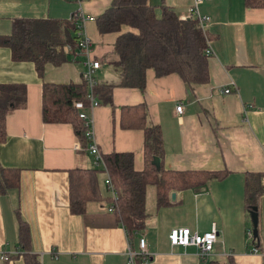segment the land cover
I'll list each match as a JSON object with an SVG mask.
<instances>
[{"label": "crops", "instance_id": "0c3cea01", "mask_svg": "<svg viewBox=\"0 0 264 264\" xmlns=\"http://www.w3.org/2000/svg\"><path fill=\"white\" fill-rule=\"evenodd\" d=\"M150 2L158 17L164 4L187 18L193 0ZM109 5L110 0L81 2L93 17L85 30L92 41L91 56L101 64L96 80L115 83L118 33H102L96 21ZM77 8L71 0H0V35L12 31L14 19L69 21ZM198 9L209 17L207 83L186 84L176 73L158 76L149 68L143 89L114 86L111 103L87 104L84 111L92 118L101 154L131 153L135 171L144 168V131L122 128L120 120L124 107L143 105L146 123L161 131L164 169L222 173L203 186L171 191L170 203L161 207L154 188L147 187L148 215L131 251L137 252V238L143 236L151 257L144 262L136 256L135 264H264V8H246L244 0H204ZM67 50L61 64L47 63L39 74L33 62L14 61L10 49L0 46V84H24L26 89L24 106L6 116V139L0 146V164L19 172V185L0 192V264H25L16 210L29 228V252L40 264H126L128 259L130 238L105 203L90 202L82 214L69 210L68 170L94 168L93 156L79 151L70 124L42 121L43 82L83 80L86 55L77 48ZM225 87L231 91L222 92ZM178 104L181 113L175 110ZM98 169L103 182L106 173ZM250 174L258 176L261 189L254 216L244 208ZM213 224L217 240L204 258L195 247L172 246L168 240L172 228L204 234ZM249 227L255 228L251 238L246 235Z\"/></svg>", "mask_w": 264, "mask_h": 264}, {"label": "trees", "instance_id": "16d2710c", "mask_svg": "<svg viewBox=\"0 0 264 264\" xmlns=\"http://www.w3.org/2000/svg\"><path fill=\"white\" fill-rule=\"evenodd\" d=\"M244 5L246 8H264V0H244ZM160 8L161 16L158 17L150 0H110L109 7L96 19L102 33H118L114 42V54L117 55L113 64L117 77L115 83L96 80L90 89L84 80L78 83L43 82L42 121L70 124L79 140V151L87 150L88 140L75 102L81 101L86 106L89 94L99 104L111 103L114 86L143 89L149 68L158 76L176 73L186 84L209 81L208 58L212 54L207 52L206 30L202 31L192 16L180 18L164 4ZM77 22L74 13L69 21L17 18L13 21L12 31L8 35H0V46L10 49L14 61L33 62L37 72L42 74L45 64L59 65L65 60L63 50L66 46H70L67 53L77 48ZM124 27L129 30L122 31ZM25 100L24 84H0V146L6 139V116L23 107ZM120 125L144 131L143 170H134L131 153L113 152L104 156L116 198L104 183L105 179L101 182L99 169L75 167L68 170L69 210L82 214L90 202L105 203L107 208L113 206L111 212L132 241L135 234L144 228L148 215L145 208L148 186L154 188L156 205L161 207L170 203L171 191L203 186L222 173L164 169L161 131L158 126L146 123L143 105L124 107ZM155 158H158L159 168ZM245 181L244 208L250 213L256 208V197L261 189L257 175L250 174ZM18 185V170L0 164V192ZM16 211L18 248L24 250V262L40 264L38 257L29 252L28 225Z\"/></svg>", "mask_w": 264, "mask_h": 264}, {"label": "built area", "instance_id": "2783aa9c", "mask_svg": "<svg viewBox=\"0 0 264 264\" xmlns=\"http://www.w3.org/2000/svg\"><path fill=\"white\" fill-rule=\"evenodd\" d=\"M78 3V8L74 11V15L78 18L77 22V31L76 36L78 37L77 42V49L83 52L86 55V60L84 62L85 69L82 72V79L88 84L89 88L95 84V73L100 68V61L93 59L91 56V49H92V41L90 37L87 35L85 30V24L88 20H92L93 17L87 15L82 6L81 2L82 0H71ZM204 0H193L192 5L188 8L187 11V17H194L196 18L200 28L202 31L206 30L207 24L209 22V17L203 14L199 13L198 6L203 2ZM66 48L69 50L70 46H66ZM207 52L209 54L211 53L210 47L208 46ZM222 92L229 93L231 90L228 87L222 88ZM98 101H96L91 94H89V106L90 108H93L94 106L98 105ZM75 107L78 109V115L79 117L84 121L86 130H85V136L88 140L87 145V151L93 156V166L94 168L98 169L101 168L105 171L106 177L104 183L109 188V190L112 192V195H114V198H116V193L113 188V184L111 181V178L109 176V172L104 160V156L101 154L98 145L96 143L94 132H93V123L92 118L89 117L86 112L84 111L85 105L81 101L75 102ZM183 109V106L181 104H178L175 108L176 112L181 113ZM113 209V206L108 208L109 211ZM217 229L215 225L213 224L211 230L204 234H199L197 232H192L189 228L186 227H175L172 228L168 233V240L172 246H182V247H188L193 246L196 248L197 255L200 258H204L208 254L211 253L213 249V245L217 240ZM246 235L251 238L252 228L249 227L246 229ZM131 244L132 241L128 240V259L126 264H135V258L136 256L140 257L142 261L147 262L150 257L151 253L149 252L148 245L146 242V239L143 236H138L137 238V252L131 251ZM252 251L256 252L258 251L257 248H253ZM1 258L3 260L7 259V256L2 254Z\"/></svg>", "mask_w": 264, "mask_h": 264}, {"label": "water", "instance_id": "95a60500", "mask_svg": "<svg viewBox=\"0 0 264 264\" xmlns=\"http://www.w3.org/2000/svg\"><path fill=\"white\" fill-rule=\"evenodd\" d=\"M155 164H156V167L159 168V167H158V166H159L158 158H155ZM171 198H172V200H174V198H175V193H172V194H171ZM255 210H256V208L253 209V210L250 212L253 216L255 215V213H254ZM253 223H254V226H255V221H254V220H253ZM252 233L255 234V228H252Z\"/></svg>", "mask_w": 264, "mask_h": 264}, {"label": "rangeland", "instance_id": "374dc122", "mask_svg": "<svg viewBox=\"0 0 264 264\" xmlns=\"http://www.w3.org/2000/svg\"><path fill=\"white\" fill-rule=\"evenodd\" d=\"M88 35V34H87ZM89 36V35H88ZM90 37V36H89ZM96 77V74L94 75Z\"/></svg>", "mask_w": 264, "mask_h": 264}]
</instances>
